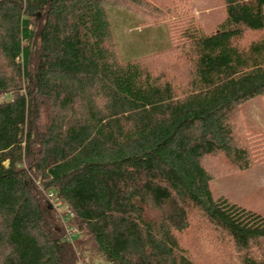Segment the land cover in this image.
Returning <instances> with one entry per match:
<instances>
[{"label": "trees", "instance_id": "16d2710c", "mask_svg": "<svg viewBox=\"0 0 264 264\" xmlns=\"http://www.w3.org/2000/svg\"><path fill=\"white\" fill-rule=\"evenodd\" d=\"M174 1L167 45L123 60L107 6L170 9L0 0V264H264V217L210 190L264 165L236 110L264 102V0H222L209 31Z\"/></svg>", "mask_w": 264, "mask_h": 264}, {"label": "rangeland", "instance_id": "374dc122", "mask_svg": "<svg viewBox=\"0 0 264 264\" xmlns=\"http://www.w3.org/2000/svg\"><path fill=\"white\" fill-rule=\"evenodd\" d=\"M145 1L153 5L155 9L170 10L154 16L153 14L146 16L143 15L142 11L139 12L127 6H107L106 8L120 59L125 60L164 48L167 45V37L157 33L156 30H150L148 25L153 27L166 26L167 19L170 21L179 19L177 17L180 13L175 12L176 8L173 7L174 0ZM189 6L195 21L204 31L213 29L225 17L222 0H189ZM117 7L121 9L119 10ZM124 10L125 14L123 13ZM137 17L141 18L139 22ZM165 59L163 60L168 65L174 61L172 55L166 56ZM236 110L244 129L264 132V102L261 96H255L238 103ZM210 190L213 198L225 197L229 201L264 217V165L253 164L246 169L223 173L210 180ZM78 233L81 234L77 229L76 234ZM79 258L80 264H107L95 250L80 253Z\"/></svg>", "mask_w": 264, "mask_h": 264}, {"label": "built area", "instance_id": "2783aa9c", "mask_svg": "<svg viewBox=\"0 0 264 264\" xmlns=\"http://www.w3.org/2000/svg\"><path fill=\"white\" fill-rule=\"evenodd\" d=\"M48 199L50 200L51 204L53 207H55L57 210L60 209V207L62 206L61 201H57V200H53L52 194H48ZM72 216L71 213L66 214V215H62L61 214V218L65 224V238L67 241L73 242V236L74 234L77 233V227L74 226L73 224H69V218Z\"/></svg>", "mask_w": 264, "mask_h": 264}, {"label": "crops", "instance_id": "0c3cea01", "mask_svg": "<svg viewBox=\"0 0 264 264\" xmlns=\"http://www.w3.org/2000/svg\"><path fill=\"white\" fill-rule=\"evenodd\" d=\"M118 9H119V8H118ZM123 13H126V12L124 11ZM135 15H136V14H135ZM137 19H139V20H137V21L139 22L141 18H140V17H137ZM151 27H152V28H151ZM159 27H162V28H163L164 26H155V27H153V26H149V25H148V28H149L150 30H156L157 32L159 31V29H158Z\"/></svg>", "mask_w": 264, "mask_h": 264}]
</instances>
